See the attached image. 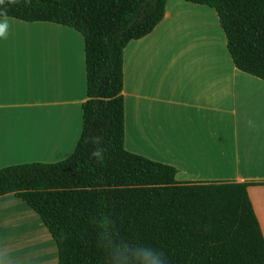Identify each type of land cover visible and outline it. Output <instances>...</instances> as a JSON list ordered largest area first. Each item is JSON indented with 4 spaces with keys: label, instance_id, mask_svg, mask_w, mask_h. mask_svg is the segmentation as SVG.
<instances>
[{
    "label": "crops",
    "instance_id": "crops-1",
    "mask_svg": "<svg viewBox=\"0 0 264 264\" xmlns=\"http://www.w3.org/2000/svg\"><path fill=\"white\" fill-rule=\"evenodd\" d=\"M216 13L168 0L155 29L128 43L125 147L174 166L180 183H250L264 235V80L237 68L226 34L213 28ZM87 99L79 31L0 17V169L68 158ZM47 237L59 264L39 214L14 194L0 196V264H51Z\"/></svg>",
    "mask_w": 264,
    "mask_h": 264
},
{
    "label": "trees",
    "instance_id": "trees-1",
    "mask_svg": "<svg viewBox=\"0 0 264 264\" xmlns=\"http://www.w3.org/2000/svg\"><path fill=\"white\" fill-rule=\"evenodd\" d=\"M168 0H0V17L72 27L85 40L88 99L74 152L0 169V196L34 209L59 264H264L250 183H180L177 169L125 147L124 50ZM217 11L240 70L264 80V0H186Z\"/></svg>",
    "mask_w": 264,
    "mask_h": 264
},
{
    "label": "bare ground",
    "instance_id": "bare-ground-1",
    "mask_svg": "<svg viewBox=\"0 0 264 264\" xmlns=\"http://www.w3.org/2000/svg\"><path fill=\"white\" fill-rule=\"evenodd\" d=\"M48 238V237H47ZM48 247L51 248L52 250V253H53V256H52V259L53 261L50 262L51 264H56V260H55V245L54 243L48 238V243H47Z\"/></svg>",
    "mask_w": 264,
    "mask_h": 264
},
{
    "label": "rangeland",
    "instance_id": "rangeland-1",
    "mask_svg": "<svg viewBox=\"0 0 264 264\" xmlns=\"http://www.w3.org/2000/svg\"><path fill=\"white\" fill-rule=\"evenodd\" d=\"M212 9H214V8H212ZM214 10H215V9H214ZM216 12H217V11L215 10V13H216ZM216 16L218 17L217 13H216ZM198 17H199V16H198ZM218 18H219V17H218ZM218 22H219V24H220V21H218ZM213 24H214V26H215V27H213V28L216 30V32H217L218 30H221L222 33L225 34V33H224V30H223L222 27H221V24H220V27H221V28H220V27H219V28L217 27V21L213 22ZM219 37H220V36H219Z\"/></svg>",
    "mask_w": 264,
    "mask_h": 264
},
{
    "label": "clouds",
    "instance_id": "clouds-1",
    "mask_svg": "<svg viewBox=\"0 0 264 264\" xmlns=\"http://www.w3.org/2000/svg\"><path fill=\"white\" fill-rule=\"evenodd\" d=\"M156 264H165V261L163 259L162 254L160 255V257L156 260Z\"/></svg>",
    "mask_w": 264,
    "mask_h": 264
}]
</instances>
